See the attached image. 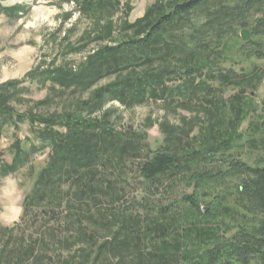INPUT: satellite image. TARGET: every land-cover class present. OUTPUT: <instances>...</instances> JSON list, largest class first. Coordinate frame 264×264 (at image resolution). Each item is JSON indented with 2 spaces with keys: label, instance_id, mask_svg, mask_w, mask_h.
I'll use <instances>...</instances> for the list:
<instances>
[{
  "label": "trees",
  "instance_id": "obj_1",
  "mask_svg": "<svg viewBox=\"0 0 264 264\" xmlns=\"http://www.w3.org/2000/svg\"><path fill=\"white\" fill-rule=\"evenodd\" d=\"M82 2L87 7L97 5V0ZM195 12L204 15L202 23L192 26L189 33L176 29ZM126 27L134 29L131 37L98 48L78 68L64 64L40 74L50 81L52 92L40 104H48L54 93H87L98 82L113 78L70 110L18 112L9 101L21 82L0 85L1 124L26 122L35 142L29 150L23 149L21 141L14 142L12 163L0 165V179L24 167L30 153L48 149L47 162L24 198L23 212L36 208L46 213L63 211L58 244L78 248L59 264H264V163L251 166L228 153L243 137L237 132L238 120L248 116L247 104L238 106L230 126L221 129L220 124H207L191 137L192 128L160 124L166 146L148 151L137 163L138 173L150 184L184 174L190 194L159 208L151 218L122 212L109 213L108 218L102 206L97 207L98 193H106L113 184L102 168H115L126 158H143L135 136L118 132L110 113L102 112L105 105L115 101L130 108L163 101L175 108L211 109L212 96L221 86L249 79L245 73L222 70L216 63L236 29H246L249 38L233 46L246 59H264V0H170L152 6L143 18ZM215 81L217 88L212 85ZM211 110L205 111V119ZM258 132H264V121L250 123L246 145H254L252 135ZM183 136L192 142L204 139L193 147ZM213 162L221 166L199 170L202 163ZM231 178L236 182L228 188ZM207 188L213 194L201 192ZM120 197L114 194V199ZM233 197L235 205H229ZM96 224L108 228L102 241L96 229L90 228ZM221 228L233 231L231 237L219 236L216 232ZM21 248L8 251L6 264L43 263L33 246Z\"/></svg>",
  "mask_w": 264,
  "mask_h": 264
},
{
  "label": "rangeland",
  "instance_id": "obj_2",
  "mask_svg": "<svg viewBox=\"0 0 264 264\" xmlns=\"http://www.w3.org/2000/svg\"><path fill=\"white\" fill-rule=\"evenodd\" d=\"M82 1L0 0V85L21 82L18 92L9 101L18 112H65L74 108L77 101L86 99L94 88L111 81L113 78H106L83 94L69 90L59 95L61 93L58 90L48 104L39 103L52 94L50 81H45L40 75L47 68L64 64L78 68L98 48L131 37L134 29H129L127 25L135 24L143 18L152 6L164 5L170 0H97V5L94 3L95 6L88 7ZM204 18V15L195 12L184 18L183 23L176 29L189 33L190 28L202 23ZM241 30L247 31L236 29L234 36L229 38L226 52L216 63L222 70L245 73L249 79L239 82L238 85L221 86L212 96V110L202 107L175 108L163 101H150L130 108L115 101L105 105L102 112L110 113V121L118 132L135 136L143 157L139 160L126 158L123 164L115 168H102L103 175L113 182L106 193L100 192L97 196V207L102 206L106 215L122 212L125 215L151 218L156 216L159 208L192 192V188L184 180V174L165 176L150 184L138 173L137 163L145 158L148 151L166 146L165 134L160 128L162 123L179 129L192 128L191 137L198 129H205L207 124H220L221 129L230 126L238 106L247 104L248 116L244 120H238L237 132L243 137L228 153L230 158L239 159L251 166L264 163V132L252 135L255 136L254 145L245 143V134L250 123L264 121V59H246L238 51L237 46L244 43L240 38ZM234 44L237 46L234 47ZM212 85L219 87L218 81ZM234 96L241 99H235ZM207 110L211 111L210 118L206 112V119L209 120L206 123ZM187 121L189 123L185 124ZM1 122L2 119L0 165H10L14 157L12 146L16 140L21 141L23 149L26 150L35 142L31 140L33 134L26 122L17 125ZM182 139L188 146L192 144L196 147L204 138L193 142L184 136ZM180 147L178 145L177 148ZM47 159L48 149L30 153L29 162L24 167L0 179V264H6L5 257L9 250H19L23 246H33L36 249L35 256H43L42 264H59L61 260L76 253L78 246L69 249L67 245L58 244L63 231V211L46 213L45 210L36 208L23 212L24 198L31 191L37 174L45 166ZM202 164L199 169L201 171L215 170L220 165L219 162ZM235 182L236 178H231L226 185L229 188ZM201 192L206 195L211 194L212 190L207 188ZM114 194L121 196L120 200L114 199ZM112 195L113 198H110ZM229 205H235L234 197L230 199ZM234 219L240 220L238 216ZM90 228L96 229L98 241L108 236V228L104 225L96 224ZM216 233L229 238L233 231L225 232L221 228ZM65 239L68 240L66 237ZM25 264L36 263L27 261Z\"/></svg>",
  "mask_w": 264,
  "mask_h": 264
},
{
  "label": "water",
  "instance_id": "obj_3",
  "mask_svg": "<svg viewBox=\"0 0 264 264\" xmlns=\"http://www.w3.org/2000/svg\"><path fill=\"white\" fill-rule=\"evenodd\" d=\"M240 38H241V40H242L243 42H246V41L248 40V38H249V34H248V32L245 31V30H241V31H240Z\"/></svg>",
  "mask_w": 264,
  "mask_h": 264
}]
</instances>
